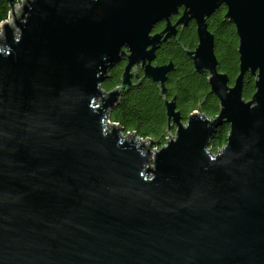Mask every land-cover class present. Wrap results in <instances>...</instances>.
<instances>
[{
  "label": "water",
  "instance_id": "water-1",
  "mask_svg": "<svg viewBox=\"0 0 264 264\" xmlns=\"http://www.w3.org/2000/svg\"><path fill=\"white\" fill-rule=\"evenodd\" d=\"M220 4L238 38L232 84L206 22ZM8 5L0 21V264H264V0ZM162 18L165 27L150 34ZM191 18L195 47L178 43L219 110H193L182 122L175 93L165 98L173 63L150 60ZM124 56L119 84L103 89L108 67ZM143 76L158 83L167 116L169 140L153 152L158 138L123 135L108 120ZM223 123L226 141L213 152Z\"/></svg>",
  "mask_w": 264,
  "mask_h": 264
},
{
  "label": "trees",
  "instance_id": "trees-1",
  "mask_svg": "<svg viewBox=\"0 0 264 264\" xmlns=\"http://www.w3.org/2000/svg\"><path fill=\"white\" fill-rule=\"evenodd\" d=\"M9 9L8 0H0V21L8 18ZM207 23L208 28L214 33V51L218 59V69L226 72L229 82H232L238 72L236 49L238 38L235 28L227 19L223 20L220 13L213 14L207 19ZM177 61L182 65L184 71L173 74L168 86L183 96L180 100V105L185 106L182 120L185 121L187 115L193 110L206 113L209 116L215 115L219 110V102L213 93L208 92L209 85L206 75L194 72L190 59L181 53L177 57ZM116 84L117 80L110 83L104 82L102 87L105 90H110ZM158 91V86L149 80L134 84L130 89L120 94L109 112L110 120L117 122L124 131H134L138 136L150 137L153 140L158 138L159 145H162L166 136L167 116ZM253 91L254 77L246 72L243 79L242 96L249 99ZM203 96V101L197 106ZM228 129L227 123L218 126L209 145L213 152H216L217 148L219 149L225 143Z\"/></svg>",
  "mask_w": 264,
  "mask_h": 264
},
{
  "label": "flooded vegetation",
  "instance_id": "flooded-vegetation-1",
  "mask_svg": "<svg viewBox=\"0 0 264 264\" xmlns=\"http://www.w3.org/2000/svg\"><path fill=\"white\" fill-rule=\"evenodd\" d=\"M225 11H226V6L224 4H220L206 18V22H207V19H209L213 14L215 15V14L220 13L223 16ZM182 12H183V6H178L176 11L171 13L168 16V21L171 24H173L177 20V18L180 17ZM225 19H227V18H225ZM229 22L231 24H233L231 21H229ZM181 25H182V23L176 25V27H175L176 28V33L174 34V36L171 35L166 40L160 41L158 43L157 47L154 50V56L150 60V64H153V65H155V64L156 65L167 64L168 59L173 63L174 68L167 73V79L165 81V86H166L165 98L171 99L173 97L174 93H175L174 100H175V103H176V109L179 110L180 116H181V120H182V117H183V114H184L183 113V108L185 106L180 105V100H181V98H183V96L181 94H179L176 90L170 89L168 84H169V80H170V78L172 77L173 74L183 73V71H184L182 65L179 64L178 61H177V57L179 56V54L181 53V55L187 56L190 59V61H191V58L183 50L182 47H187L188 46L189 49L190 48L191 49L194 48L196 43H197V36H196V24H195V20L194 19H192V18L189 19L186 23L183 24L182 28H181ZM207 25H208V23H207ZM233 26H234V24H233ZM164 27H165V20L163 18L160 19V20H157L156 22L153 23V25L151 27L150 34H153V33H156V32H160ZM180 28H181V30H180ZM179 30H180V33H179ZM178 33H179V35H178ZM177 35H178V37H177ZM174 37L175 38L177 37V40ZM178 42L180 44H182L183 46L181 47ZM149 47L150 46H148V48ZM146 61H147V59H146ZM126 62H127V58H126V56H124V57H121L120 60H118L117 62H115L111 66H109L108 69H107V76L104 78L102 83H104V82L110 83L111 81L117 80V84H119L120 76H121V74L123 72V68H124ZM133 66H134V64L132 65V67ZM192 68H193V64H192ZM130 71H131V69H130ZM193 71H194V69H193ZM136 72L138 74V77L136 79H139L141 77V75L143 74V69L140 66V61L136 63ZM194 72H196V71H194ZM143 80H149V81H151V82H153L155 84L157 83V82L151 80L147 76H143V78L140 81V83ZM233 80H234V78H233ZM131 81H132V83H134L133 75L131 76ZM229 83L232 84L233 81L229 82ZM171 90L173 91V93H172ZM164 106H165V104H164ZM165 113H166V111H165ZM182 122H185V121L182 120ZM173 130H174V128H173Z\"/></svg>",
  "mask_w": 264,
  "mask_h": 264
},
{
  "label": "built area",
  "instance_id": "built-area-1",
  "mask_svg": "<svg viewBox=\"0 0 264 264\" xmlns=\"http://www.w3.org/2000/svg\"><path fill=\"white\" fill-rule=\"evenodd\" d=\"M21 1V0H20ZM8 19V18H7ZM109 120V122H113V123H117V122H115V121H111L110 120V118L108 119ZM118 124V123H117ZM119 125V124H118ZM126 132H128V133H131V131H124V130H122L121 131V133L123 134V135H125L126 134ZM134 132V131H133ZM135 133V132H134ZM166 135H167V133H166ZM171 135V138L173 137V132L170 134ZM135 136H136V138L138 139V138H140L141 136H138V135H136V133H135ZM148 138H150V137H148ZM144 139V137H141V140H143ZM139 140V139H138ZM167 140H169V135H167ZM144 142L146 143V144H148V141L147 140H144ZM160 143V142H159ZM166 144V140L164 141V143L162 144V145H165ZM162 145H159V144H153L151 147H150V151L151 152H153V149H152V147H155V150H157L158 148H160Z\"/></svg>",
  "mask_w": 264,
  "mask_h": 264
},
{
  "label": "rangeland",
  "instance_id": "rangeland-1",
  "mask_svg": "<svg viewBox=\"0 0 264 264\" xmlns=\"http://www.w3.org/2000/svg\"><path fill=\"white\" fill-rule=\"evenodd\" d=\"M215 152V151H214Z\"/></svg>",
  "mask_w": 264,
  "mask_h": 264
}]
</instances>
